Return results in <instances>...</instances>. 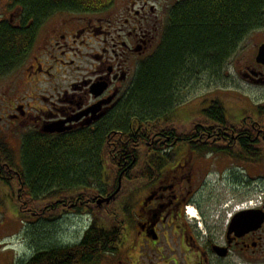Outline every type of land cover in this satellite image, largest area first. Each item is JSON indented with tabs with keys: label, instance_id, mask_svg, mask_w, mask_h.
Listing matches in <instances>:
<instances>
[{
	"label": "flooded vegetation",
	"instance_id": "obj_1",
	"mask_svg": "<svg viewBox=\"0 0 264 264\" xmlns=\"http://www.w3.org/2000/svg\"><path fill=\"white\" fill-rule=\"evenodd\" d=\"M137 1L117 8L111 18L92 17L108 14L109 11L95 14L60 13L49 18L45 25L54 22L52 31L45 36L46 53L58 51L60 56L57 53L55 60L64 69L76 71L77 64L72 57L81 53L82 47L88 46V55L95 63L90 64L86 78L70 84L63 85L59 81L55 84L56 80H53L49 82L52 86L44 88L42 84L46 82L41 85L34 80L29 82L28 98L35 102L14 104L4 127L18 128L26 121L29 129L26 132L55 136L82 128L93 129L108 116L130 86L122 92L124 81L131 78L130 71H136L140 62L161 43L162 20L166 19L167 9L178 0L168 1L164 17L158 8L155 9L147 1H142L133 15L129 14V7ZM151 19L158 24L157 28L147 27ZM135 23L138 24L136 29ZM254 33L262 35V39L253 47L249 60L240 65L238 74L245 88L260 89L263 94L264 63L258 62L257 52L264 43V26ZM93 39L103 41L99 52L97 45L95 51L90 48ZM35 57L36 65H30L34 75H50L38 63L40 56ZM97 83H104L106 87L100 95L94 96L91 87ZM49 92L51 100L45 96ZM46 100L49 101L44 107L41 104ZM96 105H99V109L94 115L91 112L85 114ZM252 109L254 115L248 111L244 113L242 109V116L235 123L237 135H249L250 143L195 145L189 138L188 143L180 142L182 133H189L195 123L188 130L175 125L157 130V136L151 138L152 142L144 145L147 158L152 155L160 157V168L154 171L153 176H141L134 181L126 177V172L117 175V171L111 180H115L113 191L101 195L106 197L115 190L118 192L113 200L101 205L97 211L100 214L108 213L110 217L120 211L123 225L121 239L102 255L97 264H264V168H259L258 165L262 163L253 156L258 146L253 143L255 137H250L254 134L264 141V122L261 124V120H258V106ZM63 121L67 122L62 125ZM47 124H61L66 129L61 133H43L42 129ZM117 133L123 146L121 150H115L121 154L115 155L113 161L117 162L116 167L126 166L130 169L126 148L128 139L123 132ZM154 140L158 143H154ZM111 141L110 145L118 144ZM144 145L140 136L132 143V150L139 156L135 165H138L141 173ZM221 147L244 150V155L231 159L216 152ZM111 166L115 168L113 162ZM260 195L261 201L257 199L256 203L254 200ZM95 197L97 193L90 199L86 197L88 203L77 201L72 208H67V212L75 211L76 206L83 204L85 211H88L90 205L96 206ZM243 201H247L246 205L227 222L226 213L234 203ZM187 208L191 210L190 216ZM241 213H245L244 219ZM235 217L237 220L231 228Z\"/></svg>",
	"mask_w": 264,
	"mask_h": 264
},
{
	"label": "trees",
	"instance_id": "obj_2",
	"mask_svg": "<svg viewBox=\"0 0 264 264\" xmlns=\"http://www.w3.org/2000/svg\"><path fill=\"white\" fill-rule=\"evenodd\" d=\"M115 1L12 0V7L18 11L16 23L0 20V79L28 59L49 18L60 13H105L113 8ZM263 26L264 0H178L172 4L166 12L161 43L140 62L128 90L93 129L82 128L55 136L25 134L19 165L13 162L10 146L0 142V182L11 190L19 214L33 215L35 220L39 218L47 223L43 228L50 227V220L59 218L77 201L88 203L86 197L90 199L95 192L107 195L113 191L115 186L111 182L115 180H107V174L111 178L117 171V175L124 171L133 181L141 176H153L161 160L157 155L147 158L144 144L152 142L151 138L157 136L160 128L175 125L171 118L180 94L206 78L209 82L218 80L241 42ZM199 113L190 132L182 133L180 142L188 143V138L195 145L251 142L249 135H237V124L230 122L221 102L211 100ZM259 119L262 124V107L258 108ZM117 132H123L128 139L130 169L116 167L117 162L113 161L115 155L121 154L115 150L123 146ZM138 136L144 145L142 173L135 171L139 156L132 150ZM250 137H255L253 143L258 148L255 155L247 154L259 159L264 141L254 134ZM111 140L118 144L110 145ZM154 143L158 142L154 140ZM243 151L222 147L216 150L232 158L244 155ZM105 157L110 158V164L114 163L115 168L109 173L105 172ZM97 210L91 205L88 211L84 204L76 206L75 211L90 217L80 240L74 244L36 248L21 264H97L121 239L123 225L121 212L110 218L108 213L100 214Z\"/></svg>",
	"mask_w": 264,
	"mask_h": 264
},
{
	"label": "rangeland",
	"instance_id": "obj_3",
	"mask_svg": "<svg viewBox=\"0 0 264 264\" xmlns=\"http://www.w3.org/2000/svg\"><path fill=\"white\" fill-rule=\"evenodd\" d=\"M132 1L133 0H116L113 8H110L109 12H107L108 14L105 13L92 17H98V19L105 17L111 18L112 15L114 16L117 8L125 7L123 6L125 4L128 6L129 3L127 2ZM142 1H147V3L154 5L155 9L158 8V12L164 17V13L166 12L165 6L168 4L169 0H138L135 2L134 6L129 7V14L133 15L134 11L139 8ZM12 5V0H0V20L11 19L12 23H16L18 11L17 9L15 10ZM165 20L166 19L162 20L160 34H162L163 27L166 24ZM45 24L40 31L43 35L39 34L34 46L35 48L28 59L20 68L0 79V118L3 119L0 120V127H2L0 131V142L3 141L8 144L14 152L13 162L15 165L20 164L22 137L28 133L26 132L29 130L28 124L24 121L21 127L18 125V128L12 127L11 129H6L4 127V122L5 119H7V116L12 112V106H14V104L18 102L24 104L35 102L34 99L28 98L30 95L29 89L27 88L29 82L31 83L34 80L38 85H41L42 82H46V84H42L44 85V88L48 85L52 86L49 82L53 80H56L55 84L58 83V81L63 85L70 84L86 78L90 64L95 63L91 61V57L88 55L89 49L87 46L80 49L81 53H77V55L79 54L77 58V55L72 57V59H75V64H77L76 67L78 70L74 71L69 68L68 70L64 69V67L55 60L57 59L58 51H52L51 53H46L45 51V36L52 31V24ZM157 26L158 24H154L151 19L147 27L157 28ZM137 27L138 24L135 23L134 28L136 29ZM261 39L262 35H255V33L249 34L225 64L222 72L219 73L220 76L218 80L209 82L206 78L205 81L192 84L188 90L180 94L181 102H176L178 105L175 108L173 114L174 117L171 118L175 127L183 130L191 128L194 120L200 117V110L206 107L211 100H219L223 104L228 118L233 122L241 118L242 109L245 111L244 113L248 111L249 114L254 115L255 112L252 109L253 106H264V93L262 94L260 89L245 88L238 74L240 65L244 61L249 60L253 47L260 42ZM102 43L103 41L100 39H93L90 48L95 51L97 45V50L99 52ZM45 53L46 56L44 58L43 55H45ZM53 55L55 58H52ZM35 56H40V60L37 59L38 63L42 64V67L45 68V71L50 75H43V73L34 75L33 69L30 65H36L34 60V58H36ZM43 58L45 59V66L42 61ZM131 71V78L124 81L122 92L127 89L134 77L135 71ZM50 94V92L45 94L49 100H51ZM49 100H46L47 102H43L41 105L45 107ZM37 114L38 116L40 115V113ZM30 118L31 117H29V119ZM29 122L32 123V120H29ZM7 133H10V135L8 136ZM105 162V172L109 173L112 169L110 158L106 159L105 157ZM258 162L262 163L258 166L263 169L264 151L262 156L258 159ZM138 169L137 165L135 171L137 172ZM106 177L107 180H112L115 175L110 178V174H107ZM111 183L113 185V182ZM210 186L209 188H211ZM16 190L17 188H15L14 191L16 192ZM89 221L90 217L85 212L77 213V211L68 210V212L61 214L56 220H50V227L43 228L48 226L44 220H40L39 218L38 220H35L33 215L23 217L19 214L17 205L11 197V190L0 182V264H21V262L28 259L34 253L36 248H42L43 246L74 244L80 240L82 234L89 226ZM35 229L37 230L35 231Z\"/></svg>",
	"mask_w": 264,
	"mask_h": 264
},
{
	"label": "water",
	"instance_id": "obj_4",
	"mask_svg": "<svg viewBox=\"0 0 264 264\" xmlns=\"http://www.w3.org/2000/svg\"><path fill=\"white\" fill-rule=\"evenodd\" d=\"M257 60H258V62L264 63V43L262 45H260V47L258 49ZM105 87H106V85L104 83L94 84L91 87V93L94 96H98L102 93V91L105 89ZM98 109H99V105L93 106L91 109L86 111L85 114H87L88 112H91L94 115L98 111ZM66 122L67 121H63L62 125H64ZM62 125L61 124H47L43 128V132H45V133L63 132V131H65L66 128H63ZM116 194H117V192H114L111 196H109L105 199H99L97 202V205L100 206L102 203H108L110 200H112L115 197ZM241 215L243 216V219H244L245 213H241ZM236 220L237 219L235 217L231 223V228L234 227V223L236 222Z\"/></svg>",
	"mask_w": 264,
	"mask_h": 264
}]
</instances>
